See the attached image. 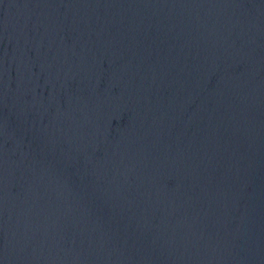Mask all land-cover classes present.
<instances>
[{
  "label": "water",
  "instance_id": "1",
  "mask_svg": "<svg viewBox=\"0 0 264 264\" xmlns=\"http://www.w3.org/2000/svg\"><path fill=\"white\" fill-rule=\"evenodd\" d=\"M264 0H0V264H258Z\"/></svg>",
  "mask_w": 264,
  "mask_h": 264
}]
</instances>
